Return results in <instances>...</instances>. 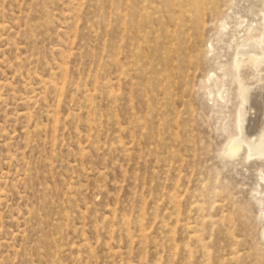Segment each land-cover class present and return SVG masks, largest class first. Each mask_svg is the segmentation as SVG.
Wrapping results in <instances>:
<instances>
[{
  "label": "rangeland",
  "instance_id": "374dc122",
  "mask_svg": "<svg viewBox=\"0 0 264 264\" xmlns=\"http://www.w3.org/2000/svg\"><path fill=\"white\" fill-rule=\"evenodd\" d=\"M262 88L264 0H0V264H264Z\"/></svg>",
  "mask_w": 264,
  "mask_h": 264
},
{
  "label": "bare ground",
  "instance_id": "6f19581e",
  "mask_svg": "<svg viewBox=\"0 0 264 264\" xmlns=\"http://www.w3.org/2000/svg\"><path fill=\"white\" fill-rule=\"evenodd\" d=\"M222 27H224V26H222ZM257 39L255 41L256 43H258V41H259ZM256 50H257V46H254L253 48L249 49L246 52L249 54L248 57L240 59V64H242L246 59L252 60L254 62L256 60L257 54H258V52H256ZM240 53L241 52H239L238 54H240ZM243 99L245 100V105L241 108L240 112L244 117L243 118V127L245 128V126L248 124V118H245V115L247 114V112L254 107L260 109L262 107V105H264V88H262L261 90H256L255 92H250L249 95L245 96ZM258 133H260V131ZM257 136H259V134H257ZM240 144H241V142H240ZM238 148H239V145H236V144H232V146H231L232 150H236Z\"/></svg>",
  "mask_w": 264,
  "mask_h": 264
}]
</instances>
